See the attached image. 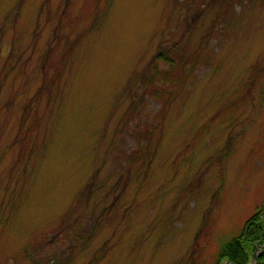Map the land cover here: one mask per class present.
I'll return each mask as SVG.
<instances>
[{
  "label": "rangeland",
  "instance_id": "rangeland-1",
  "mask_svg": "<svg viewBox=\"0 0 264 264\" xmlns=\"http://www.w3.org/2000/svg\"><path fill=\"white\" fill-rule=\"evenodd\" d=\"M263 203L264 0H0V264H214Z\"/></svg>",
  "mask_w": 264,
  "mask_h": 264
},
{
  "label": "trees",
  "instance_id": "trees-1",
  "mask_svg": "<svg viewBox=\"0 0 264 264\" xmlns=\"http://www.w3.org/2000/svg\"><path fill=\"white\" fill-rule=\"evenodd\" d=\"M157 60V61H156ZM154 66L156 74L162 79L173 81V79L164 74L163 69H160V62H174V56H168L166 51L159 50L156 56ZM88 188L86 187L84 191ZM259 246V254L257 261L254 259V253ZM229 260L233 264H264V203L246 220L241 229L224 241L216 253L214 264H223ZM256 262V263H255ZM188 264H197L192 261Z\"/></svg>",
  "mask_w": 264,
  "mask_h": 264
},
{
  "label": "water",
  "instance_id": "water-1",
  "mask_svg": "<svg viewBox=\"0 0 264 264\" xmlns=\"http://www.w3.org/2000/svg\"><path fill=\"white\" fill-rule=\"evenodd\" d=\"M258 249H259V246H257V250H256L255 253H254V259H255V261H257V257H258ZM223 264H233V263H231L230 261H226V262H224Z\"/></svg>",
  "mask_w": 264,
  "mask_h": 264
}]
</instances>
